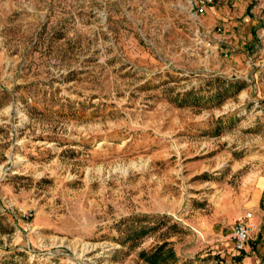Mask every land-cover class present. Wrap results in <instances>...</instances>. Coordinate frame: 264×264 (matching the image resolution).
<instances>
[{
  "label": "rangeland",
  "instance_id": "obj_1",
  "mask_svg": "<svg viewBox=\"0 0 264 264\" xmlns=\"http://www.w3.org/2000/svg\"><path fill=\"white\" fill-rule=\"evenodd\" d=\"M188 7L0 0V264H264V0Z\"/></svg>",
  "mask_w": 264,
  "mask_h": 264
},
{
  "label": "built area",
  "instance_id": "obj_2",
  "mask_svg": "<svg viewBox=\"0 0 264 264\" xmlns=\"http://www.w3.org/2000/svg\"><path fill=\"white\" fill-rule=\"evenodd\" d=\"M224 0H189V13L194 20H198L203 16L208 8L222 5ZM253 213L249 212L245 215L238 217L234 223L230 242L233 249L242 253L251 239V235L257 230V225L253 223Z\"/></svg>",
  "mask_w": 264,
  "mask_h": 264
},
{
  "label": "trees",
  "instance_id": "obj_3",
  "mask_svg": "<svg viewBox=\"0 0 264 264\" xmlns=\"http://www.w3.org/2000/svg\"><path fill=\"white\" fill-rule=\"evenodd\" d=\"M141 256L148 264H169L171 260L174 262L177 261L175 251L166 243L157 247L151 253L145 252Z\"/></svg>",
  "mask_w": 264,
  "mask_h": 264
},
{
  "label": "crops",
  "instance_id": "obj_4",
  "mask_svg": "<svg viewBox=\"0 0 264 264\" xmlns=\"http://www.w3.org/2000/svg\"><path fill=\"white\" fill-rule=\"evenodd\" d=\"M219 6V5H218ZM218 6H216V7H218ZM216 7H210L209 9L210 10H212V11H214L215 9H216ZM260 248H263L264 249V231H263V233L261 234V241H260V243L257 245V251H259L260 250Z\"/></svg>",
  "mask_w": 264,
  "mask_h": 264
}]
</instances>
